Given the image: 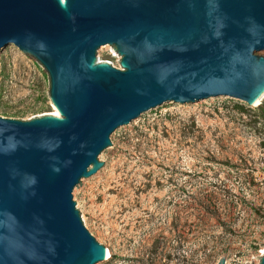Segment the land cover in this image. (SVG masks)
Instances as JSON below:
<instances>
[{"label":"water","instance_id":"obj_1","mask_svg":"<svg viewBox=\"0 0 264 264\" xmlns=\"http://www.w3.org/2000/svg\"><path fill=\"white\" fill-rule=\"evenodd\" d=\"M15 46L60 115H0V264L106 263L75 189L114 134L172 102H264V0H0V56Z\"/></svg>","mask_w":264,"mask_h":264},{"label":"rangeland","instance_id":"obj_2","mask_svg":"<svg viewBox=\"0 0 264 264\" xmlns=\"http://www.w3.org/2000/svg\"><path fill=\"white\" fill-rule=\"evenodd\" d=\"M106 46L101 62L121 68ZM0 115L56 112L45 68L18 46L0 56ZM106 172L76 191L104 264H260L264 255V102L222 97L155 109L114 134Z\"/></svg>","mask_w":264,"mask_h":264},{"label":"bare ground","instance_id":"obj_3","mask_svg":"<svg viewBox=\"0 0 264 264\" xmlns=\"http://www.w3.org/2000/svg\"><path fill=\"white\" fill-rule=\"evenodd\" d=\"M54 115H56V116H59L60 115L57 109H56V112L54 113Z\"/></svg>","mask_w":264,"mask_h":264}]
</instances>
